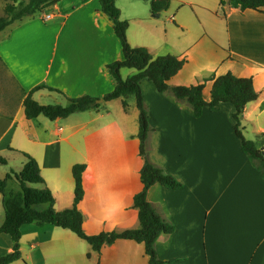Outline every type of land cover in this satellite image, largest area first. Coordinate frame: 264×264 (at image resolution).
Returning <instances> with one entry per match:
<instances>
[{
	"label": "crops",
	"instance_id": "1",
	"mask_svg": "<svg viewBox=\"0 0 264 264\" xmlns=\"http://www.w3.org/2000/svg\"><path fill=\"white\" fill-rule=\"evenodd\" d=\"M170 1L167 11L153 15L149 1L116 0L121 21L129 25L130 45L147 48L154 58L185 59L169 85L204 83L208 103L216 78L227 73L252 78L259 98L246 106L243 125L245 131L252 127V141L264 155V11H240L220 0ZM6 5L0 0V16ZM123 57L100 0H61L0 32V157L7 164L17 161L16 173L26 163L21 152L35 158L57 211L73 207V167L85 165V195L78 207L92 236L139 227L133 205L143 189L144 162L136 98L103 101L97 110L55 121L28 120L24 101L31 93L41 105L67 106L68 99L83 96L102 99L116 87L108 66ZM136 73L120 71L123 80ZM141 88L152 128L149 158L183 185L172 190L156 184L147 194L175 227L157 240L159 259L166 264H264V178L242 150L235 107L205 108L197 118L186 100L159 93L148 79ZM19 190L16 181L9 183L8 193ZM3 199L0 193V227ZM21 232L22 259L12 264H151L145 245L133 240L119 239L97 253L72 231L54 225H24ZM12 251L11 237L0 234V257Z\"/></svg>",
	"mask_w": 264,
	"mask_h": 264
},
{
	"label": "trees",
	"instance_id": "2",
	"mask_svg": "<svg viewBox=\"0 0 264 264\" xmlns=\"http://www.w3.org/2000/svg\"><path fill=\"white\" fill-rule=\"evenodd\" d=\"M7 2L5 12L12 14L16 11L18 0H3ZM61 0H29L22 6L20 12L11 19L0 17V32L5 30L15 20L32 16L37 12L50 8ZM149 1L153 15H159L167 11L171 5L170 0H145ZM221 5H229L234 9L245 11L253 9L263 12L264 0H220ZM12 2V3H11ZM101 8L114 24V31L123 48V59L108 66L110 74L116 82L115 89L107 93L102 99L104 102L119 98L134 96L137 108L140 112V156L144 162L141 170L142 191L134 198V208L139 212V227L116 232H104L99 235H88L84 228V214L79 209V203L83 200L85 191L83 186V174L86 166L77 164L73 167V176L76 182L75 201L70 209L57 211L55 198L46 185L41 174L38 162L31 155L21 152L26 163L20 173L11 171L3 179L0 178V193L3 195L5 220L0 227V234L9 235L13 241V251L0 257V264H12L22 259L21 255V228L24 225L35 224L39 227L54 225L70 230L79 238L88 242L94 252L99 253L105 245H111L119 239L133 240L145 245L146 254L151 264H166L159 259L156 251V242L162 235H169L175 231V227L168 222L159 211L147 200L149 189L160 184L172 190L183 188L181 182L167 174L165 170L155 165L149 158V137L152 132L149 112L147 110L141 83L144 79L153 82L159 93L172 92L177 99L186 100L194 110L197 118L203 115L205 108L216 112L223 103H230L235 107L234 121L235 132L242 142V150L253 161L255 167L264 178V155L257 149L254 141L244 136L245 127L243 113L246 106L259 98L255 90L252 78H239L232 73L220 76L214 80L211 91L212 100L208 103L203 98L204 83L190 87H171L169 81L175 77L185 66L187 61L178 57L167 55L154 58L151 52L144 47L134 48L127 38L128 22L121 21V11L116 5V0H100ZM135 69L137 73L123 80L121 69ZM99 99L83 96L77 99H68L67 106L41 105L33 99L32 93L25 99V115L28 120L44 116L51 121L65 119L69 116L97 110ZM125 108L128 104L124 102ZM0 164L7 165V161L0 157ZM16 181L20 190L8 193L9 183ZM40 186V187H39ZM24 264H27L24 262Z\"/></svg>",
	"mask_w": 264,
	"mask_h": 264
},
{
	"label": "rangeland",
	"instance_id": "3",
	"mask_svg": "<svg viewBox=\"0 0 264 264\" xmlns=\"http://www.w3.org/2000/svg\"><path fill=\"white\" fill-rule=\"evenodd\" d=\"M23 2L24 3L18 4V6L16 5V11L13 12L12 14H9V13H6L5 12V15L4 16H0V17H3V18L8 19V20L11 19L12 17H14L15 14H17L18 12L21 11L23 5H25V4L28 3V1H25V0H23ZM24 18H26V17H24ZM99 100H103V99H99ZM102 103L99 104L100 107H102ZM52 105H56V104L55 103H52ZM242 126L244 127L243 123H242ZM252 130H253L252 127L249 126L247 128V130L244 132V135H245L246 139L251 140V141L254 138V134H253V131ZM18 166L19 165L17 164V161H14L13 163L11 162L10 164H7V165L0 164V176L1 175H4L6 173H10L13 170L17 171L18 168H19Z\"/></svg>",
	"mask_w": 264,
	"mask_h": 264
},
{
	"label": "water",
	"instance_id": "4",
	"mask_svg": "<svg viewBox=\"0 0 264 264\" xmlns=\"http://www.w3.org/2000/svg\"><path fill=\"white\" fill-rule=\"evenodd\" d=\"M103 102V100H98L97 101V104H100V103H102Z\"/></svg>",
	"mask_w": 264,
	"mask_h": 264
},
{
	"label": "built area",
	"instance_id": "5",
	"mask_svg": "<svg viewBox=\"0 0 264 264\" xmlns=\"http://www.w3.org/2000/svg\"><path fill=\"white\" fill-rule=\"evenodd\" d=\"M47 19H48V20L51 19V16H48Z\"/></svg>",
	"mask_w": 264,
	"mask_h": 264
}]
</instances>
